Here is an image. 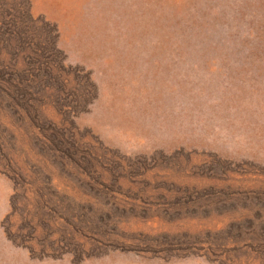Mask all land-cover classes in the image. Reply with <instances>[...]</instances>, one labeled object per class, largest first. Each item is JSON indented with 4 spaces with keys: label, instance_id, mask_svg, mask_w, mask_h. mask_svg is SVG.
Segmentation results:
<instances>
[{
    "label": "rangeland",
    "instance_id": "1",
    "mask_svg": "<svg viewBox=\"0 0 264 264\" xmlns=\"http://www.w3.org/2000/svg\"><path fill=\"white\" fill-rule=\"evenodd\" d=\"M0 264H264V0H0Z\"/></svg>",
    "mask_w": 264,
    "mask_h": 264
},
{
    "label": "crops",
    "instance_id": "2",
    "mask_svg": "<svg viewBox=\"0 0 264 264\" xmlns=\"http://www.w3.org/2000/svg\"><path fill=\"white\" fill-rule=\"evenodd\" d=\"M0 179H1V176H0Z\"/></svg>",
    "mask_w": 264,
    "mask_h": 264
}]
</instances>
